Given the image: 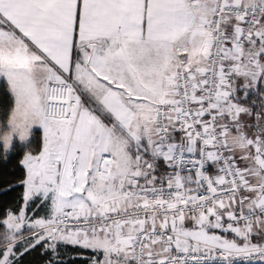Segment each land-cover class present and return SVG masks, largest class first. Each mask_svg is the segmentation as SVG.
<instances>
[{
    "label": "snow or ice",
    "instance_id": "obj_1",
    "mask_svg": "<svg viewBox=\"0 0 264 264\" xmlns=\"http://www.w3.org/2000/svg\"><path fill=\"white\" fill-rule=\"evenodd\" d=\"M0 95V264H264V0H0Z\"/></svg>",
    "mask_w": 264,
    "mask_h": 264
},
{
    "label": "trees",
    "instance_id": "obj_2",
    "mask_svg": "<svg viewBox=\"0 0 264 264\" xmlns=\"http://www.w3.org/2000/svg\"><path fill=\"white\" fill-rule=\"evenodd\" d=\"M10 104H11L10 99H7L4 96L0 95V120H3L4 111L6 108H10ZM14 170L15 169L12 165L8 166L7 168L8 172H12ZM3 171L4 169L0 167V172ZM19 174L20 173L17 171V175ZM8 179H15V178L9 176ZM21 195H22V188H16L14 191H12L6 196L0 195V206L6 204L10 208L18 207L19 205L16 202L19 200ZM0 211H2V209H0ZM40 253H41L40 246H37L35 250H33L31 253L26 254L22 258L23 264H45V258Z\"/></svg>",
    "mask_w": 264,
    "mask_h": 264
},
{
    "label": "crops",
    "instance_id": "obj_3",
    "mask_svg": "<svg viewBox=\"0 0 264 264\" xmlns=\"http://www.w3.org/2000/svg\"><path fill=\"white\" fill-rule=\"evenodd\" d=\"M29 214H31V212ZM40 214L43 215V211L42 210H41Z\"/></svg>",
    "mask_w": 264,
    "mask_h": 264
}]
</instances>
